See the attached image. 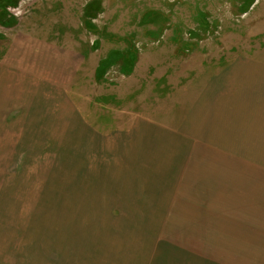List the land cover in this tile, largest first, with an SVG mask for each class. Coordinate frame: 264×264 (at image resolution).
<instances>
[{
	"label": "rangeland",
	"instance_id": "1",
	"mask_svg": "<svg viewBox=\"0 0 264 264\" xmlns=\"http://www.w3.org/2000/svg\"><path fill=\"white\" fill-rule=\"evenodd\" d=\"M237 57L264 62V0H0V264H184L127 132L174 140Z\"/></svg>",
	"mask_w": 264,
	"mask_h": 264
},
{
	"label": "crops",
	"instance_id": "2",
	"mask_svg": "<svg viewBox=\"0 0 264 264\" xmlns=\"http://www.w3.org/2000/svg\"><path fill=\"white\" fill-rule=\"evenodd\" d=\"M173 133L161 142L158 128L139 122L127 132L136 156L160 151L150 169L137 166L148 174L136 211L152 204L168 214L159 229H168V245L183 246L184 264H264V62L233 59Z\"/></svg>",
	"mask_w": 264,
	"mask_h": 264
}]
</instances>
